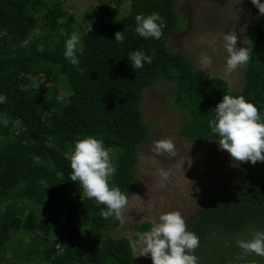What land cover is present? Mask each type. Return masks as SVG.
I'll return each instance as SVG.
<instances>
[{"label": "trees", "instance_id": "1", "mask_svg": "<svg viewBox=\"0 0 264 264\" xmlns=\"http://www.w3.org/2000/svg\"><path fill=\"white\" fill-rule=\"evenodd\" d=\"M115 2L104 11L119 12L124 0ZM178 2L131 0L124 16L84 32L76 52L81 72L64 56L76 17L60 0H0V95L7 97L0 103V264H137L131 240L110 233L120 220L104 219V205L81 200L68 157L78 139L102 140L117 169L109 183L129 199L140 184L138 151L151 132L144 92L156 83L175 85L174 102L184 113L179 133L197 144L217 143L208 122L224 94L243 96L264 118V15L253 20L244 86L232 92L222 77L206 78L184 52L169 49L181 23ZM153 12L163 18V35L140 37L135 16ZM134 51L155 53L152 63L135 70L129 59ZM30 76L51 83L36 86ZM188 230L199 237L196 251L215 255L213 264H258V256L243 255L236 242L264 231V162H247L240 183L216 194ZM25 234L29 241L17 243Z\"/></svg>", "mask_w": 264, "mask_h": 264}, {"label": "rangeland", "instance_id": "2", "mask_svg": "<svg viewBox=\"0 0 264 264\" xmlns=\"http://www.w3.org/2000/svg\"><path fill=\"white\" fill-rule=\"evenodd\" d=\"M130 1L124 0L119 12L110 14L104 9L114 7L115 0H60L64 9L75 15V29L80 37L87 31L89 23L94 28L124 16L131 10ZM177 10L181 15V23L170 37L169 49L184 52L195 68L205 71L206 78L222 77L232 92L240 91L245 83L247 66L236 69L228 77L224 76L227 52L223 47V35L235 31L237 47L249 48V43L255 38L253 20L263 16L258 8L251 0H179ZM202 54L211 58L210 66L200 62ZM30 80L36 86L51 83L50 78L30 76ZM174 90L173 83L160 81L144 92L142 109L151 132L138 151L136 173L140 184L133 189L128 199L123 222L120 221L118 228L110 231L116 238H129L135 255L139 254L137 242L144 233L139 229L142 224L150 223L149 231L153 222L158 221L160 213L179 211L189 226L216 194L240 183L246 173L247 162L232 161L217 143L197 144L180 135L184 113L174 102ZM166 138L175 144V157L156 155L152 151L153 141ZM161 168L170 171V177L163 187H158L160 178L157 170ZM57 235L54 232L52 238ZM29 239L30 235L25 234L17 237L16 241L19 243L23 240L25 245ZM248 239H251V235ZM194 255L198 257V264H213L215 260L210 250H195ZM258 258V264L264 262V257ZM137 259V264H152L150 255L137 256ZM17 264L31 263L19 259Z\"/></svg>", "mask_w": 264, "mask_h": 264}, {"label": "clouds", "instance_id": "3", "mask_svg": "<svg viewBox=\"0 0 264 264\" xmlns=\"http://www.w3.org/2000/svg\"><path fill=\"white\" fill-rule=\"evenodd\" d=\"M261 15H264V3L261 0H251ZM135 32L145 39L152 37L159 39L162 33L163 18L156 12L145 16H135ZM159 22V23H158ZM88 32L92 31L91 23ZM123 32L115 33V40L123 42ZM81 37L73 32L65 42V58L79 68V59L76 55ZM238 37L235 31L223 35V47L227 52L224 76L228 77L236 69L246 68L251 59L252 49L237 47ZM79 51L83 53V48ZM152 55H145L143 51H134L129 55L131 66L136 69L144 67V63H152ZM203 65L210 66L211 58L202 54ZM64 99L63 95L57 96L58 101ZM7 97L0 95V103H5ZM214 119L208 122L212 133L219 139L216 140L220 150L226 151L231 160L237 163L258 161L264 162V118L261 117L258 108L243 96H231L224 94L222 101L215 106ZM3 123L7 126L5 117ZM152 151L156 155L167 154L169 157L177 155L174 142L170 138L153 141ZM70 160V179L79 184L81 200H94L97 205H104L100 215L104 219L115 216L123 222L124 211L128 206V196L121 192L119 187L111 186L109 181L116 174L110 149L105 148L103 141L92 136L78 139L74 150L68 157ZM160 178L158 187H163L169 180L170 171L163 168L157 170ZM45 188L49 185L41 181ZM137 196V195H136ZM139 254L137 256H151L152 264H198V257L194 255L199 247V237L188 230L187 223L179 211L162 212L158 221H154L149 231L140 235L138 240ZM238 247L243 255L255 254L264 257V231H255L251 239L237 240Z\"/></svg>", "mask_w": 264, "mask_h": 264}]
</instances>
